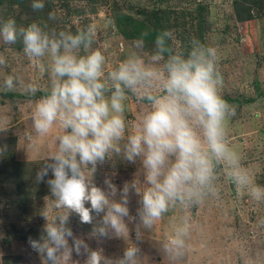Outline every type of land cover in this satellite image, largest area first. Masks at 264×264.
I'll return each mask as SVG.
<instances>
[{
	"label": "clouds",
	"instance_id": "clouds-1",
	"mask_svg": "<svg viewBox=\"0 0 264 264\" xmlns=\"http://www.w3.org/2000/svg\"><path fill=\"white\" fill-rule=\"evenodd\" d=\"M44 7V0H32L33 11ZM48 19L55 20V13L49 12ZM148 35L141 33L132 42L133 50L105 72V56L92 48L95 24L72 33L37 22L18 26L12 18L0 21V39L6 44L21 41L33 66L49 78L47 91L33 102L36 136L44 137L54 127L61 130L55 150L35 174L48 187L45 201L50 199L41 209L46 221L41 235L28 239L42 264H80L73 254L83 256V264H138L143 231L170 209L218 199L221 173L235 184L238 195L264 201V186L255 183L227 139V123L236 109L220 94L223 77L216 48L192 37L185 50H175L168 43L172 32L163 30L146 52ZM0 66H6L3 54ZM16 81L6 75L2 90H14ZM38 90L35 83L24 85L30 96ZM129 97L145 105L134 122L125 118ZM26 136L33 141L31 133ZM4 150L6 146L0 148ZM113 158L139 161L142 179L135 173L118 187L105 176L104 186H97L93 178L98 167ZM132 194L138 197L134 215ZM72 214L80 224L91 225L89 237L98 242L123 239L130 232L135 241L122 256H106L103 248L92 249L74 234L68 226ZM190 228L186 217L173 226L163 244L167 254L182 255Z\"/></svg>",
	"mask_w": 264,
	"mask_h": 264
},
{
	"label": "rangeland",
	"instance_id": "rangeland-1",
	"mask_svg": "<svg viewBox=\"0 0 264 264\" xmlns=\"http://www.w3.org/2000/svg\"><path fill=\"white\" fill-rule=\"evenodd\" d=\"M31 3L0 0V21L12 18L18 26L37 22L47 24L49 30L72 33L95 24L92 48L105 56V72L133 50L132 42L143 32L149 33L146 52L152 50L155 36L163 30L172 32L168 43L175 50H185L192 37L216 48L217 67L223 77L220 94L236 109L227 123L228 142L255 183L264 186V0H44V9L38 11H33ZM49 12L55 13V20L48 19ZM0 54L6 58V66H0V148L6 146L0 152V264H42L28 239L41 235L46 223L41 209L50 199L45 201L48 187L38 183L35 174L55 150V137L61 130L54 127L48 135L37 137L32 128L33 102L45 94L49 78L24 54L22 42L6 44L0 39ZM6 75L17 78L16 87L8 92L2 90ZM28 83L37 85L35 96L25 93ZM144 107L129 97L126 121H136ZM28 133L33 135L31 142ZM135 173L142 179L139 161L129 164L113 158L98 167L93 179L103 187L105 176H109L119 187L134 179ZM217 184L218 199L208 197L197 205L170 209L150 230L143 231L138 264H151L157 255V264H264V224L260 223L264 201L238 195L235 184L222 173ZM137 200L134 194L130 196L133 215ZM54 215L55 211L49 219ZM185 217L191 225L190 234L182 255L174 258L163 244L173 226ZM68 226L90 248H103L112 258L122 256L124 248L135 241L130 232L123 239L98 242L89 237L91 225L80 224L75 214ZM159 245L162 250H156ZM73 259L83 264V256L73 254Z\"/></svg>",
	"mask_w": 264,
	"mask_h": 264
},
{
	"label": "crops",
	"instance_id": "crops-1",
	"mask_svg": "<svg viewBox=\"0 0 264 264\" xmlns=\"http://www.w3.org/2000/svg\"><path fill=\"white\" fill-rule=\"evenodd\" d=\"M153 233H155V232H153ZM161 247V245H159V246H157L156 247V250H162V248H160ZM159 261V257H158V255H157V257H156V259H154L153 261L151 260V264H157L156 262H158Z\"/></svg>",
	"mask_w": 264,
	"mask_h": 264
},
{
	"label": "trees",
	"instance_id": "trees-1",
	"mask_svg": "<svg viewBox=\"0 0 264 264\" xmlns=\"http://www.w3.org/2000/svg\"><path fill=\"white\" fill-rule=\"evenodd\" d=\"M126 19H127V18H126ZM125 23H126V25H129V21H128V20H126V22H125Z\"/></svg>",
	"mask_w": 264,
	"mask_h": 264
}]
</instances>
